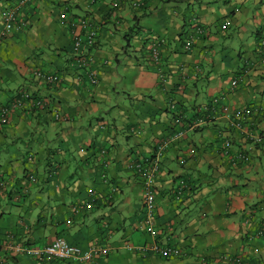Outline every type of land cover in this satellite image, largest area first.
Instances as JSON below:
<instances>
[{
	"label": "crops",
	"instance_id": "obj_1",
	"mask_svg": "<svg viewBox=\"0 0 264 264\" xmlns=\"http://www.w3.org/2000/svg\"><path fill=\"white\" fill-rule=\"evenodd\" d=\"M17 2L0 0V29ZM64 9L95 44L74 46ZM17 25L0 39V264H264V142L249 135L264 131V0H32ZM163 141L152 234L137 164ZM58 236L108 251L12 249Z\"/></svg>",
	"mask_w": 264,
	"mask_h": 264
},
{
	"label": "built area",
	"instance_id": "obj_2",
	"mask_svg": "<svg viewBox=\"0 0 264 264\" xmlns=\"http://www.w3.org/2000/svg\"><path fill=\"white\" fill-rule=\"evenodd\" d=\"M32 0H18L17 3L13 4L12 6H9L5 8L3 11L4 14V25L2 29H0V39L4 36L9 35L15 28L19 27L18 24V12L20 9H22L25 4L31 2ZM133 3L136 5L137 0H132ZM61 16L63 19H67L70 21V24L74 27L73 33H74V46L78 49L81 47L82 44H84L87 47H90L91 45L95 44V39L97 38V32L96 30H92L88 33V35H82L81 30L82 29H88L89 22L86 18H77V17H70L68 19L67 11L64 9L61 12ZM81 29L78 31V29ZM203 29L200 28V31ZM260 51H262V55L264 52V34L262 35V38L260 40ZM153 51V57L157 58V49L152 48ZM44 79L48 83H55L61 80L58 75L50 73L44 76ZM233 85H237L238 79L233 80ZM24 98H27L31 100L32 94L30 92H24L23 93ZM45 100V101H44ZM38 100L36 104H40L41 106L48 102V99ZM213 104L216 107V105L220 104V99L216 96L213 98ZM222 108H226L222 105ZM223 110V109H222ZM9 117V110L8 106L0 105V123H5L8 121ZM54 117L56 119H59V113L55 112ZM196 120V124H201V119ZM194 123V124H195ZM232 127L240 129L241 128V122L240 121H234L232 122ZM179 134V133H178ZM250 138L255 143H263L264 142V131L256 132V133H250ZM169 141H163L162 143H159L157 145L156 153L154 158L151 160L150 166L143 167L141 163H138V169L141 170L144 178H143V218H144V224L146 226V229L149 233L154 234L156 231V222H155V193L153 191V182L156 178L157 172L160 170L161 165V158L164 155L165 150L168 148ZM194 151V149H193ZM237 159H243L245 158V154L238 153ZM236 163V162H234ZM261 232L264 233V225L261 229ZM132 247V246H130ZM12 249H14L16 252H25L29 255L34 256L36 259H51V258H63V259H72V261H91L94 254H97L98 252H107L108 249L106 248H99V247H90L87 250H82L78 246H74L71 244L66 238L62 236H58L54 238L50 243L45 244L43 246L39 247H32V246H23L21 244L12 246ZM153 249L155 252L161 253L164 256L168 255H177L180 253V250L178 248H173L169 246H160L157 243L153 246Z\"/></svg>",
	"mask_w": 264,
	"mask_h": 264
}]
</instances>
